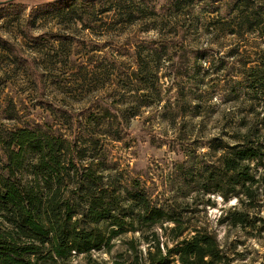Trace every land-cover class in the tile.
I'll use <instances>...</instances> for the list:
<instances>
[{"label": "trees", "instance_id": "1", "mask_svg": "<svg viewBox=\"0 0 264 264\" xmlns=\"http://www.w3.org/2000/svg\"><path fill=\"white\" fill-rule=\"evenodd\" d=\"M213 3L61 0L48 5L43 10L71 15L84 28L117 32L116 39L82 51L73 40L55 35L56 57L61 49L70 69L75 66V74L63 79H50L32 55L0 36V48L22 68L43 110L33 116L13 96H0V264H68L74 254L90 257L117 245L120 259L113 264H229L216 234L184 222L113 154L115 144L126 143L132 119L144 112L156 110L172 120L186 116L181 94L197 91L201 71L215 70L210 46L196 47L200 36H208L209 43L220 34L264 36V0H232L225 11ZM136 24L147 35L128 42L124 33ZM75 54L87 63L76 64ZM235 64L233 98L244 93L252 110L239 117L236 143L220 160L224 176L246 196L242 202L255 207L264 187L251 166L264 161V50ZM185 76L191 78L186 82ZM173 88L174 99L167 95ZM176 169L186 183L193 181L188 160ZM220 193L228 198V191ZM243 215L233 221L243 223Z\"/></svg>", "mask_w": 264, "mask_h": 264}, {"label": "rangeland", "instance_id": "2", "mask_svg": "<svg viewBox=\"0 0 264 264\" xmlns=\"http://www.w3.org/2000/svg\"><path fill=\"white\" fill-rule=\"evenodd\" d=\"M58 1L61 0H0V36L32 55L50 79L75 74V66L72 71L69 60L62 59L61 49L56 57L52 48L53 43L58 44L55 35L73 40L80 51L83 46L91 47L94 43L101 47L106 41L117 38L115 31L107 35L105 27L84 28L71 15L43 10ZM212 1L222 11L232 2ZM97 25L104 23L99 21ZM140 28L143 27L139 24L128 28L123 37L129 42L133 37L147 35ZM217 35L214 33L213 37ZM28 36L45 37V40L42 44L34 43ZM207 39L206 35L200 36L196 47L210 46L215 70L208 74L201 71L197 75L199 86L195 93L181 94L186 116L179 115L172 120L156 110L144 112L132 119L126 143L115 144L113 154L120 167L142 177L155 195L162 201L168 200L184 222L216 234L229 264H264V187L256 193V206H246L242 202L247 201L246 196L240 193V186L234 188L233 182L224 176L220 160L236 143L235 127L239 117L252 110L253 101L244 93L233 98L230 82L233 71L237 73L239 67L234 65L235 59L246 62L255 59L256 53L264 50V36L257 33H248L244 37L220 34L215 42L209 43ZM71 59H75L76 64L87 63L81 54H75ZM190 78L185 76L184 81ZM30 83L22 68L13 65V56L0 48V96H13L18 105L26 107L27 113L38 116L43 110L36 105V92ZM174 90L167 93L173 96L172 99L175 98ZM215 148L218 150L212 151ZM187 160L193 166L190 183H186L176 169L177 163ZM251 166L255 168L256 178L264 179V161L260 165L254 162ZM220 191H228V198ZM240 214H244L243 223H235L234 217H241ZM120 248L117 245L109 253L105 250L93 252L90 257L74 254L67 263L113 264L115 259H120L116 258Z\"/></svg>", "mask_w": 264, "mask_h": 264}]
</instances>
